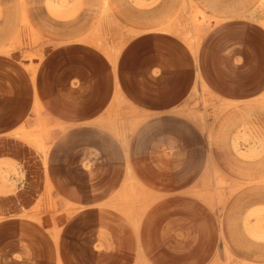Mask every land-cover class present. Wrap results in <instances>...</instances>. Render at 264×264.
Here are the masks:
<instances>
[{"label":"rangeland","instance_id":"1","mask_svg":"<svg viewBox=\"0 0 264 264\" xmlns=\"http://www.w3.org/2000/svg\"><path fill=\"white\" fill-rule=\"evenodd\" d=\"M259 62L264 0H0V264H264Z\"/></svg>","mask_w":264,"mask_h":264},{"label":"crops","instance_id":"2","mask_svg":"<svg viewBox=\"0 0 264 264\" xmlns=\"http://www.w3.org/2000/svg\"><path fill=\"white\" fill-rule=\"evenodd\" d=\"M151 47L153 46V49L157 52H165V55L164 56H158L156 55L155 56V59H156V63H160V64H165V65H173L174 66V71L175 72H179V70H181L179 67V63L181 62V58L178 57L177 53H178V49H180L177 45L173 44V43H167V44H163L160 43L159 41H157L156 39L152 38L151 40ZM181 50V49H180ZM136 52V51H135ZM135 52H131V49L127 50V53H133L132 55L135 56ZM82 56L81 57H84V54H81ZM82 62V61H81ZM86 62H88L89 65L92 64L91 61L87 60ZM259 63H263L264 62H259ZM177 77H178V74H177ZM175 79V84H178V79L177 78Z\"/></svg>","mask_w":264,"mask_h":264}]
</instances>
